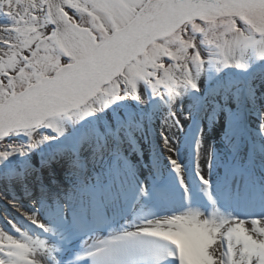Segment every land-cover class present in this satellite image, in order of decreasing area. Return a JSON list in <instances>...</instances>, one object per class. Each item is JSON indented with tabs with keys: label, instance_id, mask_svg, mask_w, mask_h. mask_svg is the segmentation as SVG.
<instances>
[{
	"label": "snow or ice",
	"instance_id": "obj_1",
	"mask_svg": "<svg viewBox=\"0 0 264 264\" xmlns=\"http://www.w3.org/2000/svg\"><path fill=\"white\" fill-rule=\"evenodd\" d=\"M0 264H264V0H0Z\"/></svg>",
	"mask_w": 264,
	"mask_h": 264
}]
</instances>
